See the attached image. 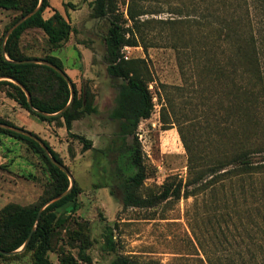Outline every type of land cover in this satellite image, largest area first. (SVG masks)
Here are the masks:
<instances>
[{
	"label": "rangeland",
	"instance_id": "374dc122",
	"mask_svg": "<svg viewBox=\"0 0 264 264\" xmlns=\"http://www.w3.org/2000/svg\"><path fill=\"white\" fill-rule=\"evenodd\" d=\"M46 1L43 17L57 11L66 19L71 26L68 41L50 52L46 35L29 28L22 34L20 45L30 57L51 53L58 58L77 97L86 99L92 111L72 122L68 134L61 123L41 122L0 92V119L46 141L77 188L74 212L71 204L56 211V217L64 223L56 226L52 235V251L47 254L51 264H60L61 252L77 259L78 242L69 238L81 228L88 230L91 241L86 251L90 264H109L115 255L102 251L106 226L112 228L117 254L141 264H209L208 259L237 260L264 247V235L260 233L264 179L244 183L245 196L241 184L235 181L213 193L208 186L198 187L199 193L193 196L170 199L150 209L122 207V192L114 176L115 149L121 143L119 122L110 116L121 81L106 71L107 20L94 15L92 0ZM114 1L126 26H134L128 19V8L136 16L137 29L132 30L137 47H124L122 54L125 59L144 61L154 104L150 117L137 128L146 174L141 193L156 194L167 184L179 181L190 191L197 186L190 184L197 170L242 140L237 120L243 114V100L234 103L232 84L222 79L214 81L209 72L214 67L208 66V58L221 64L227 48L222 43L214 45L218 44L214 43L215 35L208 34V4H196L197 0ZM246 4L247 26L260 44L264 0H246ZM245 8L243 4L242 10ZM20 18V12L0 9V37ZM256 123L257 130L252 126L250 131L263 140L264 111ZM73 136L90 141L91 149L84 151L83 144ZM52 186L54 179L41 154L0 133V210L9 203L27 206L48 198ZM0 264L32 262L27 254Z\"/></svg>",
	"mask_w": 264,
	"mask_h": 264
},
{
	"label": "trees",
	"instance_id": "16d2710c",
	"mask_svg": "<svg viewBox=\"0 0 264 264\" xmlns=\"http://www.w3.org/2000/svg\"><path fill=\"white\" fill-rule=\"evenodd\" d=\"M250 1L257 2L260 0ZM38 3V0H0V9L20 12V17H23L35 10ZM196 4H208V34L215 35L214 43L218 44L214 45L222 43L227 48V55L221 64L208 58V66L214 67L209 71L214 81L220 82L222 79L232 84L231 86L235 89L232 97L234 103H238L240 99L243 100V114H240L237 120L239 126L237 129H240L242 140H239L234 148L221 151L216 157H211L208 160V166L197 170L192 177V182H190V184L197 185L192 190L188 191L179 181L176 184H167L156 194L143 195L141 191L146 174L143 153L137 137V128L142 120L150 117L154 104L148 88V81L145 78L144 61L125 59L122 54L124 47H137V39L132 30V28L137 29L136 16L131 7L128 8V19L134 26H126L114 0H92L94 15L106 19L108 24L105 37L108 53L106 71L110 76L121 81L115 97V106L110 116L119 122L118 136L121 143L115 149L114 176L119 181L123 208L150 209L170 199L178 200L182 196L186 198L193 196L199 193L198 187L208 186V191L213 193L217 189H224L235 181L241 184L245 196L244 183L252 181V179H264V139L260 140L253 134V131L257 130L258 116L264 111V65L261 59L264 56V50H262V48L264 49V35L261 36V43L259 44L248 28L247 11L249 5L247 6L246 0H197ZM214 4L229 5L225 8L216 6L215 8ZM243 4L246 6L244 10H242ZM46 8H48V3L46 0H42L37 12L16 27L8 36L4 45L5 56L8 60L1 54L0 48V77L10 78L19 83L29 93L35 110L52 115L61 111L70 99L66 82L48 66L13 63L23 60H41L47 61L63 71L60 60L51 53L41 58L30 57L20 45L22 34L29 28L40 29L46 35L50 52L61 48L68 41L71 33L70 24L57 11H53L49 18H44L43 13ZM5 30L0 37V42L4 37ZM210 54L211 51L208 50V55ZM0 92L41 122L61 123V127H64L68 134L72 122L79 120L84 112L92 111L91 104L86 99L77 97L75 88L74 99L70 107L61 115L51 117H45L30 110L24 92L12 82L0 81ZM247 117L250 119L248 120ZM227 118L229 119L228 116ZM0 123L15 127L8 121L1 119ZM252 126L254 130L250 131ZM16 128L25 130L23 127ZM237 129H235L234 135H237ZM0 133L28 144L35 153L41 154L54 179L53 193L48 198L39 199L27 206L9 203L0 210V250L4 252L20 249L36 225L26 248L21 253L10 257L0 254V263L3 260L29 254L32 264H51L47 254L52 251V235L56 226L64 223L62 219L56 217V211L64 205L71 204V212H74L77 188L73 186L69 194L47 206L40 214L38 222L35 223L38 211L44 202L68 189V179L62 171L50 163L36 142L2 128H0ZM30 133L39 138L36 134ZM73 137H76L83 144L84 151L91 149L90 141L81 136ZM223 137L225 140L227 139L226 135ZM40 140L48 148L51 156L63 165L57 153L48 143ZM260 233L264 235V211L262 210ZM71 236L69 238L71 241L78 242L77 259L71 254L61 252L60 264H79L78 261L90 264V259L86 254L91 246L88 230L85 232V229L81 228L78 232H72ZM102 239V251L115 255L109 264H141L127 256L117 254V244L113 239L111 227L106 226L104 228ZM259 250L255 254L248 252L244 257L241 255V259L224 261L208 259V263L264 264V247L260 246ZM256 255L260 257L259 260Z\"/></svg>",
	"mask_w": 264,
	"mask_h": 264
},
{
	"label": "water",
	"instance_id": "95a60500",
	"mask_svg": "<svg viewBox=\"0 0 264 264\" xmlns=\"http://www.w3.org/2000/svg\"><path fill=\"white\" fill-rule=\"evenodd\" d=\"M41 2L42 0H39V3H38V6L35 10H33L32 12L26 14L25 16L21 17L15 24H13L9 30L4 34V37H3V42H2V46H1V54L4 56V58L6 60H8L6 57H5V49H4V45H5V41L7 40L8 36L12 33V31L18 27L20 24H22L26 19H28L30 16H32L33 14H35L37 12V10L39 9L40 5H41ZM13 63L15 64H41V65H45V66H48L49 68H51L52 70H54L57 74H59V76L66 82V84L68 85V88H69V91H70V99L67 103V105L59 112L55 113V114H46V113H43V112H40V111H37L33 108L32 106V103H31V98H30V95L29 93L19 84L17 83L16 81L10 79V78H6V77H0V80H9L11 82H13L14 84H16L17 86H19L21 88V90L24 92L25 96H26V99H27V104L30 108V110L36 112L37 114L39 115H42V116H45V117H51V116H59L61 115L62 113H64L69 107L70 105L72 104L73 102V99H74V88H73V85L70 81V79L68 78V76L62 71L60 70L58 67L52 65L51 63L47 62V61H41V60H23V61H14ZM0 128L4 129V130H8L10 132H14L16 134H20V135H23L27 138H30L31 140H33L34 142H36L40 147L41 149L43 150L45 156L49 159L50 163L52 165H54L56 168H58L60 171H62L69 179V182H70V185H69V188L63 192L62 194L56 196L55 198H53L52 200L46 202L45 204H43V206L39 209L38 211V214H37V217H36V222H38L39 220V217H40V214L42 213V211L47 207L49 206L50 204L62 199L63 197H65L67 194H69V192L72 190L73 186H74V180H73V177L71 176V174L69 173V171L66 169V167H64L63 165H61L59 162H57L50 154L48 148L44 145V143L39 139L37 138L36 136L32 135L29 131H26V130H23V129H20V128H16V127H12V126H8L6 124H3V123H0ZM35 227L36 225L32 228L28 238L26 239V241L24 242V244L22 245V247L20 249H18L17 251H13V252H4L2 250H0V254L2 255H5V256H11V255H14L16 253H19V252H22L27 244L29 243L30 239H31V236H32V233L34 232L35 230Z\"/></svg>",
	"mask_w": 264,
	"mask_h": 264
}]
</instances>
